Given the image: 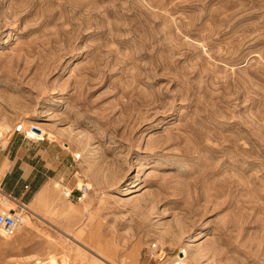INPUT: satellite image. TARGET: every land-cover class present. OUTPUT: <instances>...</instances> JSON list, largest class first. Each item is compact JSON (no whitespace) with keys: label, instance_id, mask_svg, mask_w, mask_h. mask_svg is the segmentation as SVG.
I'll use <instances>...</instances> for the list:
<instances>
[{"label":"rangeland","instance_id":"rangeland-1","mask_svg":"<svg viewBox=\"0 0 264 264\" xmlns=\"http://www.w3.org/2000/svg\"><path fill=\"white\" fill-rule=\"evenodd\" d=\"M17 123L54 170L0 264H264V0H0Z\"/></svg>","mask_w":264,"mask_h":264},{"label":"crops","instance_id":"crops-1","mask_svg":"<svg viewBox=\"0 0 264 264\" xmlns=\"http://www.w3.org/2000/svg\"><path fill=\"white\" fill-rule=\"evenodd\" d=\"M23 138L15 134L5 144L0 143V190L16 201L32 193L34 196L44 183V177H49L54 170L47 162L48 154L42 149L26 146Z\"/></svg>","mask_w":264,"mask_h":264},{"label":"bare ground","instance_id":"bare-ground-1","mask_svg":"<svg viewBox=\"0 0 264 264\" xmlns=\"http://www.w3.org/2000/svg\"><path fill=\"white\" fill-rule=\"evenodd\" d=\"M22 124V123H21ZM23 125V124H22ZM16 126V125H15ZM14 126V127H15ZM2 128H6V126L5 125H2ZM8 128V127H7ZM13 130H14V128H13ZM26 134H27V136L29 137V138H31V139H42V136H43V134H42V132H41V130L37 127V126H34V125H32V126H29L28 128H27V130H26ZM23 135L26 137V135H25V131H24V127H23ZM0 136H1V133H0ZM44 187V186H43ZM46 187V186H45ZM42 188V187H41ZM49 190V189H48ZM0 193L1 194H4L1 190H0ZM38 193V192H37ZM42 193V192H41ZM48 193V192H47ZM46 194V193H45ZM6 194H4L3 196H5ZM47 195V194H46ZM45 195V196H46ZM51 195V194H50ZM87 194L86 193H83L82 194V197H80V199L79 200H81L82 198H84L85 196H86ZM7 196V195H6ZM44 196V197H45ZM48 196H49V194H48ZM38 197V196H37ZM47 197V196H46ZM12 201H14V202H18V201H16V199L14 200V199H12V198H10ZM43 199V198H42ZM10 201V200H9ZM8 201V199H2V200H0V204H1V206L3 207V209H1L0 210V212H4V213H11L12 214V211L14 212V206L10 203ZM34 203H35V201H34ZM17 205H20L21 206V208H22V210H27V207H26V205H24V204H22V203H19L18 202V204ZM15 215H17L18 217H19V219H20V223H22V224H19L18 225V227H17V230H19L21 227H22V225H25V219H26V214H23L22 212H15ZM29 225H30V222H29ZM2 231V230H1ZM4 236L5 237H9V236H6L5 234H4ZM182 256H181V259L180 260H176V261H173L171 264H185V261L187 260L186 258H187V253L185 252V250H183L182 251Z\"/></svg>","mask_w":264,"mask_h":264},{"label":"built area","instance_id":"built-area-1","mask_svg":"<svg viewBox=\"0 0 264 264\" xmlns=\"http://www.w3.org/2000/svg\"><path fill=\"white\" fill-rule=\"evenodd\" d=\"M13 133L17 134H23V125L21 123H17L14 127ZM80 157L79 153H76L74 155V160L78 159ZM25 188L27 185L24 186ZM84 189L80 192L86 191L87 187L84 185ZM20 224V219L17 215H15V212L12 211L11 213H0V230L4 232L6 236H13L17 230L18 225Z\"/></svg>","mask_w":264,"mask_h":264}]
</instances>
